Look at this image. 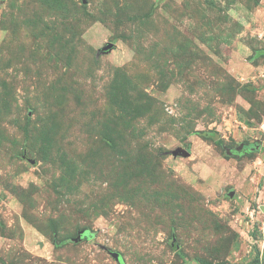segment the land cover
Segmentation results:
<instances>
[{
  "label": "rangeland",
  "instance_id": "374dc122",
  "mask_svg": "<svg viewBox=\"0 0 264 264\" xmlns=\"http://www.w3.org/2000/svg\"><path fill=\"white\" fill-rule=\"evenodd\" d=\"M200 259L264 264V0H0V264Z\"/></svg>",
  "mask_w": 264,
  "mask_h": 264
},
{
  "label": "water",
  "instance_id": "95a60500",
  "mask_svg": "<svg viewBox=\"0 0 264 264\" xmlns=\"http://www.w3.org/2000/svg\"><path fill=\"white\" fill-rule=\"evenodd\" d=\"M111 46H112V44L111 45H109V46H107V47H105L104 49L106 50V49H108V48H111ZM103 49V50H104ZM230 151V150H229ZM228 151V152H229ZM230 153V152H229ZM173 154L175 155V156H178V155H181V156H188V155H190V152L189 151H187L186 149H180V148H178L177 150H174L173 151ZM86 233V231H84V230H81L80 232H79V234H78V236L75 238V239H73V241H80V240H82V237H83V235ZM88 234V233H87ZM115 258H116V260H118L119 262H122V259H121V257H120V255L117 253V252H113V254H112Z\"/></svg>",
  "mask_w": 264,
  "mask_h": 264
},
{
  "label": "trees",
  "instance_id": "16d2710c",
  "mask_svg": "<svg viewBox=\"0 0 264 264\" xmlns=\"http://www.w3.org/2000/svg\"><path fill=\"white\" fill-rule=\"evenodd\" d=\"M196 133L198 135H202L205 139H212L214 141H217L218 144H222L223 143V140L219 139L220 137L218 136L217 132L205 133V132H201V131H196ZM200 261L203 264H212V263H210V262H208L206 260H203V259H200Z\"/></svg>",
  "mask_w": 264,
  "mask_h": 264
},
{
  "label": "flooded vegetation",
  "instance_id": "af4514ba",
  "mask_svg": "<svg viewBox=\"0 0 264 264\" xmlns=\"http://www.w3.org/2000/svg\"><path fill=\"white\" fill-rule=\"evenodd\" d=\"M250 147V146H249ZM245 148H247V147H245ZM245 148H243V149H245Z\"/></svg>",
  "mask_w": 264,
  "mask_h": 264
}]
</instances>
